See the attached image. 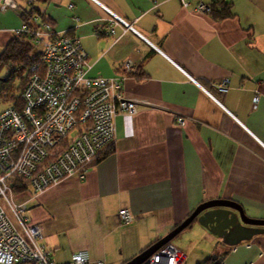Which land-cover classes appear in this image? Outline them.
<instances>
[{
	"label": "crops",
	"instance_id": "0c3cea01",
	"mask_svg": "<svg viewBox=\"0 0 264 264\" xmlns=\"http://www.w3.org/2000/svg\"><path fill=\"white\" fill-rule=\"evenodd\" d=\"M13 1L30 10L31 0ZM196 2L33 3L55 33L79 43L88 78H123L124 97L137 108L116 119L115 145L83 180L74 175L37 195L14 192L16 203H27L29 223L44 227L56 264L77 253L92 263H128L211 201H232L264 221V0H221L229 8L221 19L198 13ZM106 10L138 35L110 28ZM22 25L16 13H0V30ZM224 79L228 92L219 95ZM121 210L131 226L120 223ZM232 241L223 245L194 223L176 249L182 264L213 257L214 264H264V234Z\"/></svg>",
	"mask_w": 264,
	"mask_h": 264
},
{
	"label": "built area",
	"instance_id": "2783aa9c",
	"mask_svg": "<svg viewBox=\"0 0 264 264\" xmlns=\"http://www.w3.org/2000/svg\"><path fill=\"white\" fill-rule=\"evenodd\" d=\"M193 1L180 0L184 8ZM33 3L29 1V6ZM212 9L208 0H197L198 13L210 15ZM5 12L24 14L13 0H0V13ZM107 12L113 19L110 28L121 27L124 33L138 35ZM29 24L32 27L23 23L18 30H0V53L25 37L39 49L38 64L31 68V77L20 93L21 111L12 107L0 111V264H56L43 245L44 227L29 223L27 203L14 201L16 182H26L37 195L74 175L83 180L87 168L115 145L116 119L137 115L136 103L124 97L123 78H88L87 56L76 39L55 33L37 17ZM228 85L224 79L215 89L225 95ZM258 100L255 97L254 103ZM177 125L185 123L179 119ZM66 138L70 144L59 152ZM119 218L123 226L132 225L129 211L121 210ZM182 261L181 252L168 244L143 264ZM70 264L103 263H92L86 253H77Z\"/></svg>",
	"mask_w": 264,
	"mask_h": 264
},
{
	"label": "trees",
	"instance_id": "16d2710c",
	"mask_svg": "<svg viewBox=\"0 0 264 264\" xmlns=\"http://www.w3.org/2000/svg\"><path fill=\"white\" fill-rule=\"evenodd\" d=\"M211 4L213 7L212 13H210L211 17L214 19H221L229 16V8L225 7V4L221 2V0H212ZM32 7L33 4L30 5L29 11H24V14L19 15L22 22L27 27H32L29 22H31L34 17H37L41 22L47 23L46 20L41 19V17L38 16V11ZM48 24L51 28V24L49 22ZM38 61L39 52L34 47L31 38H22L8 48V51L0 60V72L4 73V78L0 80V111L4 107H12L19 110V112L21 111L22 103L20 100V93L23 91L31 77V68L37 65ZM69 144V140L66 138L62 142L59 152L66 149ZM94 163L92 165H94ZM28 192L31 193L28 184L24 181L18 180L15 186V194L22 195ZM210 263L211 261L206 264Z\"/></svg>",
	"mask_w": 264,
	"mask_h": 264
},
{
	"label": "water",
	"instance_id": "95a60500",
	"mask_svg": "<svg viewBox=\"0 0 264 264\" xmlns=\"http://www.w3.org/2000/svg\"><path fill=\"white\" fill-rule=\"evenodd\" d=\"M196 222L212 236L221 240L222 244L229 246L235 245L232 241L233 238H236L233 237L235 232H246L244 226L261 228L253 231V234H264V221H256L247 218L242 209L234 202L228 200L211 201L200 205L184 222L168 235L126 264H143L161 248L171 244L176 237L181 235ZM244 236H246V239H243L244 241L251 238V230L247 231V234ZM226 238H229V242L231 243H226ZM215 261L216 257H213L212 262Z\"/></svg>",
	"mask_w": 264,
	"mask_h": 264
},
{
	"label": "rangeland",
	"instance_id": "374dc122",
	"mask_svg": "<svg viewBox=\"0 0 264 264\" xmlns=\"http://www.w3.org/2000/svg\"><path fill=\"white\" fill-rule=\"evenodd\" d=\"M16 42H17V41H16ZM13 43H15V42H12V44H13ZM12 44H11V45H12ZM11 45H10V46H11ZM37 50H39V49H37ZM7 51H8V50H7ZM7 51H6V52H7ZM6 52H5V53H0V60H1V58L6 54ZM3 78H4V73H3V72H0V80L3 79ZM196 224H197V222H196ZM188 232H189V229H187V230L184 231L181 235H179L178 237H176V238L171 242V245L175 246V248H178V246H180V244L182 243V242H180V241L184 239V237L186 236V233H188ZM226 243H227V242H226ZM177 245H178V246H177ZM223 245H224V244H223ZM228 246H229V245H228ZM149 248H150V247H149ZM149 248H147V249H149ZM147 249H146V250H147ZM146 250H144V251H146ZM144 251H143V252H144ZM178 251H179V250H178ZM143 252H142V253H143ZM179 252H180V251H179ZM142 253H140V254H142ZM140 254H139V255H140ZM155 254H156V253H155ZM155 254H154V255H155ZM181 254H182V253H181ZM139 255H138V256H139ZM154 255H153V256H154ZM182 255H183V254H182ZM153 256H152V257H153ZM152 257H150L149 259H151ZM184 257H185V256L183 255V258H184ZM135 258H136V257H135ZM149 259H147L146 261H148ZM132 260H133V259H132ZM146 261H145V262H146ZM209 261H211L210 264H214V263L212 262V259L209 260ZM209 261H207V262H209ZM129 262H130V261H129ZM207 262H206V263H207ZM206 263H204V264H206ZM125 264H126V263H125ZM185 264H189V262L186 261ZM219 264H221V262H219Z\"/></svg>",
	"mask_w": 264,
	"mask_h": 264
},
{
	"label": "flooded vegetation",
	"instance_id": "af4514ba",
	"mask_svg": "<svg viewBox=\"0 0 264 264\" xmlns=\"http://www.w3.org/2000/svg\"><path fill=\"white\" fill-rule=\"evenodd\" d=\"M193 212H194V211H193ZM247 229H248V230H251V233H253V231H255L257 228L249 227V228H247ZM244 233L247 234V232H242V233H240V232H235L233 237L244 236V235H245ZM226 239H228V241H229V238H226Z\"/></svg>",
	"mask_w": 264,
	"mask_h": 264
},
{
	"label": "bare ground",
	"instance_id": "6f19581e",
	"mask_svg": "<svg viewBox=\"0 0 264 264\" xmlns=\"http://www.w3.org/2000/svg\"><path fill=\"white\" fill-rule=\"evenodd\" d=\"M244 228H245V231L247 232V231H249L247 228H249V227H246V226H244ZM243 239H246V236H243ZM247 241V240H246Z\"/></svg>",
	"mask_w": 264,
	"mask_h": 264
}]
</instances>
